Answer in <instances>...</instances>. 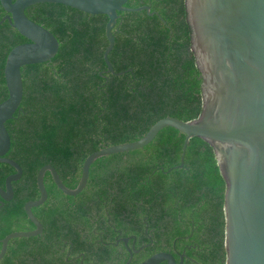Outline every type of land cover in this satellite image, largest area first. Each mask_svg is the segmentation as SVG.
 <instances>
[{
	"label": "trees",
	"instance_id": "trees-1",
	"mask_svg": "<svg viewBox=\"0 0 264 264\" xmlns=\"http://www.w3.org/2000/svg\"><path fill=\"white\" fill-rule=\"evenodd\" d=\"M145 4L161 16L119 11L109 55L116 72L133 71L106 76L100 72L106 67L108 15L57 2L26 9L51 28L60 46L50 61L22 66L24 97L6 121L11 136L6 155L21 164L23 176L13 181V199L0 207V239L34 228L25 204L40 197L37 175L45 164H53L64 183L75 188L84 160L101 144L137 140L169 115L185 120L200 115L202 79L186 0H129L125 5ZM4 13L0 1V20ZM25 40L8 20L0 24V103L9 95L4 72L8 53ZM185 137L166 126L143 148L96 159L87 186L77 195L64 193L48 171V199L33 207L42 233L12 238L9 245L18 241L19 247H9L0 264H102L96 247L103 233L91 232L104 225L114 234H133L137 246L145 245L133 264L163 250L177 261L186 254L183 264H226V182L213 146L192 137L184 167L168 171L180 163ZM15 171L0 162V186ZM68 251L83 256L67 261Z\"/></svg>",
	"mask_w": 264,
	"mask_h": 264
},
{
	"label": "water",
	"instance_id": "water-1",
	"mask_svg": "<svg viewBox=\"0 0 264 264\" xmlns=\"http://www.w3.org/2000/svg\"><path fill=\"white\" fill-rule=\"evenodd\" d=\"M5 20L29 41L13 47L5 63L8 97L0 103V162L11 164L16 171L0 186V207L14 197L13 181L23 176V167L7 156L11 136L6 121L19 109L24 97L22 66L50 61L59 50L58 38L44 25L29 18L26 9L37 3L57 2L91 13L106 14L108 44L104 52L107 72L123 74L133 68L116 72L109 55L116 38L114 29L119 11H152L148 4L129 7V0H0ZM187 18L191 25L192 50L201 72L203 106L192 120L166 116L151 126L141 138L103 146L89 154L75 188L67 186L57 168L49 163L37 175L38 199L29 200L25 211L34 223L31 230H18L0 239V261L12 238L41 233L42 222L33 207L43 204L49 196L45 176L50 171L55 184L66 194L77 195L88 184L92 163L105 155L143 148L152 142L161 129L172 126L186 135L180 163L184 167L187 146L192 137L209 142L215 152L221 174L226 182L225 247L226 264H264V0H186ZM103 72H101L102 74ZM126 242L128 239L125 240ZM125 264H130L133 252ZM186 254L177 261L170 251L152 254L138 264H183Z\"/></svg>",
	"mask_w": 264,
	"mask_h": 264
},
{
	"label": "flooded vegetation",
	"instance_id": "flooded-vegetation-1",
	"mask_svg": "<svg viewBox=\"0 0 264 264\" xmlns=\"http://www.w3.org/2000/svg\"><path fill=\"white\" fill-rule=\"evenodd\" d=\"M38 4V3H37ZM4 8V7H3ZM7 12L5 11L4 15H6ZM26 14L28 15L29 18L33 19L34 18L31 16V14L28 12H26ZM3 15V16H4ZM2 16V18H3ZM7 20H5L4 22H6ZM36 21V20H34ZM9 22V21H8ZM38 22V21H36ZM3 23V22H2ZM40 23V22H38ZM10 24V23H9ZM42 24V23H40ZM11 25V24H10ZM44 25V24H42ZM45 26V25H44ZM13 27V26H12ZM46 27V26H45ZM15 28V27H13ZM48 28V27H46ZM16 29V28H15ZM51 32V28H48ZM53 33V32H52ZM55 35V34H54ZM56 36V35H55ZM57 37V36H56ZM58 38V37H57ZM29 41V39L23 41V42H27ZM59 41V39H58ZM21 42V43H23ZM20 44V43H19ZM18 45V44H17ZM59 46H60V42H59ZM53 59V58H52ZM41 63V62H39ZM107 69V64H106V67H104L102 69L101 72H103L101 74L102 76H106L108 73L110 72H107L106 71ZM103 146H108V144H101V147ZM100 147V148H101ZM99 148V149H100ZM98 150V149H97ZM85 161V160H84ZM84 163V162H83ZM93 164V163H92ZM59 172V171H58ZM49 193V192H48ZM1 197V196H0ZM1 199V198H0ZM13 199V198H12ZM34 212V211H33ZM36 215V214H35ZM37 216V215H36ZM34 224V223H33ZM104 228L103 229H94L91 234L92 235H96V233H99V232H102V236L98 238L99 240V244L97 245V249L99 250V253H97V255L99 256H102L103 257V262L102 264H110L111 262H114V261H118V260H124V261H128L130 256H131V253H130V249L132 250L133 252V256H132V259H131V262L130 264H133V260L135 258V256H137L138 254H140L143 250V248H145V245H139L137 246L136 243H137V237L133 234L131 235H123V232L121 230H119L118 234H114L115 232H112V231H109V226L107 225H104L103 226ZM34 228H35V225H34ZM33 228V229H34ZM42 233V232H41ZM128 239V241L126 242L125 240ZM1 243V242H0ZM10 243V242H9ZM9 247H14V248H18L19 247V242L18 241H15L13 243H11V245L8 244V247H7V250H6V253L7 251L9 250ZM0 249H1V245H0ZM62 250H65V248H62ZM164 251V250H163ZM24 253L26 251H23ZM126 252V253H125ZM5 253V254H6ZM67 255V261H72L74 259H77V258H80V256H83V255H72L71 256V252L68 251L66 253ZM5 256V255H4ZM84 258H82L83 260ZM125 262V263H126ZM30 263V262H29ZM124 263V264H125ZM20 264V263H18ZM83 264H91V263H88V262H84ZM98 264V263H97Z\"/></svg>",
	"mask_w": 264,
	"mask_h": 264
}]
</instances>
